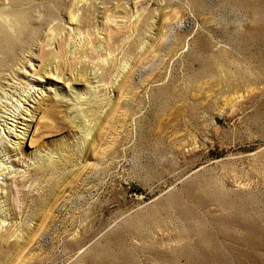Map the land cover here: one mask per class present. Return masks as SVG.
<instances>
[{
  "label": "rangeland",
  "instance_id": "1",
  "mask_svg": "<svg viewBox=\"0 0 264 264\" xmlns=\"http://www.w3.org/2000/svg\"><path fill=\"white\" fill-rule=\"evenodd\" d=\"M21 10L0 264H264V0H0Z\"/></svg>",
  "mask_w": 264,
  "mask_h": 264
},
{
  "label": "bare ground",
  "instance_id": "2",
  "mask_svg": "<svg viewBox=\"0 0 264 264\" xmlns=\"http://www.w3.org/2000/svg\"><path fill=\"white\" fill-rule=\"evenodd\" d=\"M28 1L29 0H12L14 4L19 6L28 3ZM27 16L28 15H26L25 10L24 11L21 10L20 12H16V11L10 12V16H9L10 18L0 15V55H1L0 57H3L5 59H11L13 58V56L16 55V49L20 43L22 35L26 33L25 36H28L29 22ZM70 21H73V19L70 18ZM54 74H55L54 80L56 82H58L59 79H63L59 76L60 73L55 72ZM45 77L51 78V80H53L50 74L49 75L47 74V76ZM77 79H78L77 76L74 75L72 78V84L78 85L80 82ZM206 194L209 193L206 192Z\"/></svg>",
  "mask_w": 264,
  "mask_h": 264
}]
</instances>
